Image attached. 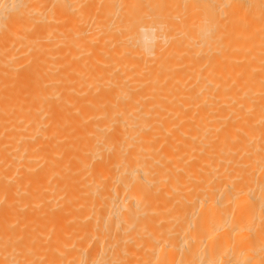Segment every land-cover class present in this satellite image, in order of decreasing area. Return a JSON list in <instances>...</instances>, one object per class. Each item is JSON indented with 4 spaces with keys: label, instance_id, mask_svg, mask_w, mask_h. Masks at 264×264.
Wrapping results in <instances>:
<instances>
[{
    "label": "bare ground",
    "instance_id": "6f19581e",
    "mask_svg": "<svg viewBox=\"0 0 264 264\" xmlns=\"http://www.w3.org/2000/svg\"><path fill=\"white\" fill-rule=\"evenodd\" d=\"M0 264H264V0H0Z\"/></svg>",
    "mask_w": 264,
    "mask_h": 264
}]
</instances>
